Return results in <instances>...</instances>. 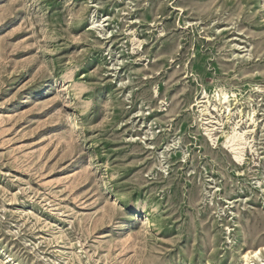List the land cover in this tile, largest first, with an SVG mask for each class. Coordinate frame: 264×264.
I'll use <instances>...</instances> for the list:
<instances>
[{"label":"rangeland","instance_id":"374dc122","mask_svg":"<svg viewBox=\"0 0 264 264\" xmlns=\"http://www.w3.org/2000/svg\"><path fill=\"white\" fill-rule=\"evenodd\" d=\"M246 255L264 264V0H0V264Z\"/></svg>","mask_w":264,"mask_h":264},{"label":"bare ground","instance_id":"6f19581e","mask_svg":"<svg viewBox=\"0 0 264 264\" xmlns=\"http://www.w3.org/2000/svg\"><path fill=\"white\" fill-rule=\"evenodd\" d=\"M224 100H225V102H227V100H228V96H227V94L224 95ZM224 100H223V102H224ZM234 139H235V137L232 136V138L230 139V142L233 141ZM258 254H259V253H256L255 255L258 256ZM250 258H251L250 255H246V256L244 257V259H245V261H246L245 264H247V261H248Z\"/></svg>","mask_w":264,"mask_h":264}]
</instances>
